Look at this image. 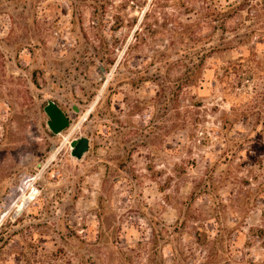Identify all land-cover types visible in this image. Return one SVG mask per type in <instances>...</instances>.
I'll list each match as a JSON object with an SVG mask.
<instances>
[{"label":"rangeland","instance_id":"1","mask_svg":"<svg viewBox=\"0 0 264 264\" xmlns=\"http://www.w3.org/2000/svg\"><path fill=\"white\" fill-rule=\"evenodd\" d=\"M242 2L0 0V264H264V0Z\"/></svg>","mask_w":264,"mask_h":264},{"label":"water","instance_id":"2","mask_svg":"<svg viewBox=\"0 0 264 264\" xmlns=\"http://www.w3.org/2000/svg\"><path fill=\"white\" fill-rule=\"evenodd\" d=\"M99 67L103 73L106 72L102 65ZM73 109L76 113L79 112L76 107ZM44 112L49 118L47 125L54 135H60L71 125L69 116L54 101H49L47 103L44 107ZM70 147L71 156L80 160L89 151L90 140L87 137L73 140Z\"/></svg>","mask_w":264,"mask_h":264},{"label":"trees","instance_id":"3","mask_svg":"<svg viewBox=\"0 0 264 264\" xmlns=\"http://www.w3.org/2000/svg\"><path fill=\"white\" fill-rule=\"evenodd\" d=\"M246 1H247V0H243V2L239 5V7H244V6L247 4ZM230 7H232V6H230ZM236 10H237V9H236ZM238 10H240V9H238ZM244 42H245L244 40H243V41L241 40L240 42H238V44H242V43H244ZM238 46H240V45H238ZM217 48H218V47H216V48H211L209 54H212V53L216 52V50H218ZM203 66H204L203 64H198V65H195V66H194L193 77H194L195 79H193V80H194L193 82H195V81H196V78L199 77V74H201L200 72L202 71Z\"/></svg>","mask_w":264,"mask_h":264}]
</instances>
